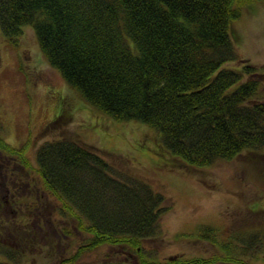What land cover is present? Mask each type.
<instances>
[{"label": "trees", "instance_id": "1", "mask_svg": "<svg viewBox=\"0 0 264 264\" xmlns=\"http://www.w3.org/2000/svg\"><path fill=\"white\" fill-rule=\"evenodd\" d=\"M252 1L0 0V30L12 44L31 27L48 62L90 106L155 129L173 156L164 164L192 172L264 148V73L243 61L231 28L239 3ZM68 116L62 109L47 125ZM25 149L26 143L0 139V151L24 167ZM35 159L61 213L90 235L57 264H76L102 244L114 251L92 264H206L199 257L160 261L145 250L143 243L159 236L167 209L148 182L71 138L43 142ZM0 171L12 184L15 172L6 165ZM238 239L262 249L264 231Z\"/></svg>", "mask_w": 264, "mask_h": 264}, {"label": "rangeland", "instance_id": "2", "mask_svg": "<svg viewBox=\"0 0 264 264\" xmlns=\"http://www.w3.org/2000/svg\"><path fill=\"white\" fill-rule=\"evenodd\" d=\"M239 4L240 16L231 25L235 47L243 61L264 73V1ZM62 109L69 113L68 120L47 125ZM155 131L138 120H116L90 106L48 62L31 27L24 26L12 44L0 30V139L16 147L26 143L25 167L18 157L0 151V167L15 172L11 184L0 171V262L57 264L90 236L61 213L37 171V147L61 138L99 152L164 195L167 209L160 218L159 236L143 243L150 256L160 261L199 257L206 264L264 261V246L238 239L264 231V148L187 172L164 164L173 156ZM13 185H20L18 191ZM206 228L215 230L205 234ZM234 235L238 237L232 240ZM227 241H232L231 255ZM113 251L102 244L82 253L76 264L95 263Z\"/></svg>", "mask_w": 264, "mask_h": 264}]
</instances>
